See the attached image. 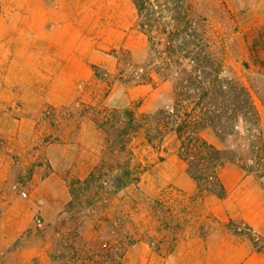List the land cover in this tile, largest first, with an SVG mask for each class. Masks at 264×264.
I'll use <instances>...</instances> for the list:
<instances>
[{
	"label": "rangeland",
	"instance_id": "1",
	"mask_svg": "<svg viewBox=\"0 0 264 264\" xmlns=\"http://www.w3.org/2000/svg\"><path fill=\"white\" fill-rule=\"evenodd\" d=\"M20 1L0 0V49L14 42L8 41V34L18 19L15 6ZM40 1L65 6L71 15L65 31L71 36L76 11L82 28L95 25L99 49L116 57L118 67L109 72L92 65L95 78L79 83L68 95L56 92L55 104L45 105L38 118L30 117L29 110L23 112L22 103L14 98L0 103V264H64L61 257L69 240L62 235L75 227L77 247L86 252L112 248L121 264H217L207 263L205 252L186 241L196 228L202 238L209 230L228 232L237 242H247L264 262V233L232 220L218 223L211 216L212 206L203 201L209 195H200L186 174L176 137H160L151 130L153 138L148 141L147 131L155 126L148 117L172 106L176 77L170 74L163 79L156 74L161 57L157 51L164 46L158 44L157 51L152 50L150 38L137 25L134 2ZM145 2L162 14L164 23L171 14L180 13L194 30L205 31L210 51L222 62V76L247 88L259 117L257 130L246 132L249 124L240 122L234 135L221 137L207 128L201 136L216 148L231 151L229 157L252 171L264 191V0ZM123 34L124 40L117 44ZM142 44L143 59L138 55ZM31 63L30 56L0 50V85L7 88L8 96L18 94L20 84L35 80ZM114 110L124 122L125 111L136 114V132L126 139L121 154H112L116 145L110 126L104 124ZM89 123L96 125L98 134ZM86 155L96 166L129 163L131 183L115 189L114 173L92 184L85 195H79L76 187L78 198H72L71 183L88 176V168L80 161ZM231 164L222 167L220 177ZM99 185L105 189L94 196ZM188 185L194 186V194H189Z\"/></svg>",
	"mask_w": 264,
	"mask_h": 264
},
{
	"label": "trees",
	"instance_id": "2",
	"mask_svg": "<svg viewBox=\"0 0 264 264\" xmlns=\"http://www.w3.org/2000/svg\"><path fill=\"white\" fill-rule=\"evenodd\" d=\"M132 1L137 10V25L150 38L152 50L155 51L158 44L164 46L161 51L156 50L161 56L156 74L163 79H167L170 74L176 77L172 106L168 110H158L148 117L155 125L147 131L148 141L153 138L151 130L160 137L173 134L179 141L178 157L185 163L186 174L196 184L200 195H214L222 199L226 196V191L219 172L225 164H237L248 175L253 172L245 170L230 158L231 151L220 150L208 143L202 138L201 132L210 128L221 137L231 136L237 133L240 122L249 124L245 128L246 132L257 130L259 117L251 95L246 87L234 79L222 76V62L210 51L206 32L194 30L186 15L171 14L170 21L164 23L162 14L148 8L146 0ZM169 26L173 27L170 31ZM112 113L104 124L109 125L112 130L109 135L116 145V148L111 149L112 154H121L125 151L126 139L136 132V114L132 110L125 111L123 114L127 121L124 122L119 119L120 115L116 110ZM98 127L104 130L103 125ZM118 144L121 146L117 147ZM114 173L117 175L113 182L118 184L114 186L115 189L125 188L131 183L129 163L99 164L85 179L71 183V197L78 198L76 187L80 188L79 195H85L92 184L100 182L103 177H111ZM104 189L99 185L93 195L99 196ZM70 204L68 203V208ZM62 236L69 240L61 257L64 264H121L116 260L112 248L86 252L77 247V227Z\"/></svg>",
	"mask_w": 264,
	"mask_h": 264
},
{
	"label": "crops",
	"instance_id": "3",
	"mask_svg": "<svg viewBox=\"0 0 264 264\" xmlns=\"http://www.w3.org/2000/svg\"><path fill=\"white\" fill-rule=\"evenodd\" d=\"M31 3L29 5L28 0H22L16 4L19 16L13 31L8 34V41L13 39L14 42L0 50L8 54L30 56V70L35 73V80L27 85L20 84L17 87L19 92L14 97L8 96L7 88L0 85V103L11 102L14 98L22 103L23 112L28 114L29 110L30 117L38 118L45 105L55 104L56 92L68 95L79 83L95 78L92 65L109 72L116 71L118 65L116 57L106 55L99 49L95 25L89 30L87 27L82 28L79 12H74L72 16L76 22L75 34L71 36L65 31L71 15L64 5L56 7L54 2L40 0H31ZM124 38L123 34L117 44ZM138 55L141 59L145 58L144 44L138 50ZM28 104L32 106L29 108ZM89 124L93 133L98 134L96 125ZM95 150L97 148L89 149L88 152ZM80 161L88 168L85 176L96 167L95 160L89 155L80 158ZM220 180L226 196L222 199L214 195L203 198L204 203L212 206L210 215L218 223L232 220L247 225L254 232L264 233V191L259 181L251 175H245L240 167L233 164L226 167ZM188 189L189 194H194V186L188 185ZM45 219L49 220L48 213ZM186 241L188 244L195 243L198 250L205 252L207 263L264 264L259 254L249 250L247 242H237L236 237L228 232L209 230L205 238H202L196 228L186 237ZM175 252L169 257H173Z\"/></svg>",
	"mask_w": 264,
	"mask_h": 264
}]
</instances>
